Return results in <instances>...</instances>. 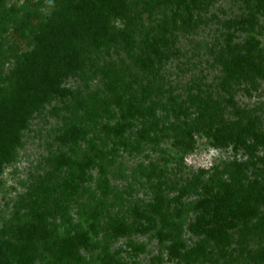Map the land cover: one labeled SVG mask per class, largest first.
<instances>
[{"label":"trees","instance_id":"obj_1","mask_svg":"<svg viewBox=\"0 0 264 264\" xmlns=\"http://www.w3.org/2000/svg\"><path fill=\"white\" fill-rule=\"evenodd\" d=\"M215 1L219 0H27L23 5L7 7L5 0H0V176L6 167L19 160L31 121L53 102L63 108L73 102L86 115L93 113V118L116 120L114 126L105 125L107 131L113 130V157L108 164L100 163L99 181L88 180L87 172L96 164L91 153L100 159L104 150L93 143L89 156L75 160L70 153L76 152L82 142H92L90 131L83 121L63 125L55 140L61 145L59 149L67 151L52 157L55 169L60 172L56 180L53 177L55 186L49 185L48 193L15 212L10 238L5 247H0V264H129L121 256L122 251H113L112 247L114 241L129 236L130 228L126 220L108 215L119 204L107 178L108 169L111 166L117 172L122 167L115 159L121 146L132 143L130 134L137 122L142 124V139L149 134L148 126L153 127L151 121L159 119L160 132L169 128L158 113L164 110L163 95L176 104L175 113L185 123L196 111L204 119V113L200 112V109L207 112L203 101L190 88L175 98L172 85L162 82L160 66L178 53L174 46L179 36L192 34L206 23L195 9L201 10ZM241 1L247 4L250 14L220 24L224 47L218 57L224 60L222 72L227 80L262 71L257 61L259 43L255 39L245 44L236 41L255 17L252 11L264 8V0ZM168 10L174 12L171 17L157 21L158 14L164 17ZM116 20L124 22L123 30L117 31ZM113 32L114 37L125 40L136 64L133 68H113L100 62ZM109 70L105 85L111 88L110 95L98 109H95L98 96L89 99L80 87H65L69 79H78L87 87L96 76ZM114 108L120 111L119 115ZM250 127L228 133L218 129L209 140L220 146L232 143L236 151H250L249 140H253L254 149L264 148V136L256 125ZM105 147L110 145L107 143ZM85 181L96 183L98 190H86ZM84 196H88L86 202L81 203L75 217L71 216V205L80 204ZM262 207L264 185L258 180L228 185L216 193L176 205L160 215L159 222L142 226L137 233L148 236L150 243L156 240L168 252L169 259L178 260L187 248L186 228L224 242L229 232L243 222L259 219ZM107 216L109 220L104 223ZM130 246L140 253L146 252L144 244Z\"/></svg>","mask_w":264,"mask_h":264},{"label":"rangeland","instance_id":"obj_2","mask_svg":"<svg viewBox=\"0 0 264 264\" xmlns=\"http://www.w3.org/2000/svg\"><path fill=\"white\" fill-rule=\"evenodd\" d=\"M26 1L5 0L4 5H23ZM172 13V10H168L164 17L158 14L156 19L163 20L167 16L171 17ZM195 13L205 18L203 21L206 23L200 24L192 34L179 36L174 46L178 53L160 67L163 68L162 82L172 85L175 98L184 95L190 88L189 91H193L195 97L203 101V108L207 112L199 108L205 115L204 119L201 120L200 113L196 111L191 120L185 123L184 118H178L175 113L176 104L163 93L164 110L158 113L162 120L169 123V128L161 129L160 132L159 119L151 121L153 127L148 126L149 134L144 137L146 139H142V124L137 122L130 134L132 143L128 147H120L115 160L122 167L119 166L117 173L109 166L107 175L113 192L117 193L116 201L119 204L108 215L112 219L129 222L130 234L114 241L113 251H122L121 256L129 264H264V207L261 208L259 219L248 224L243 222L241 228L229 232L224 242L186 228L184 237L187 248L178 260L169 259L168 252L156 240L150 243L148 236L137 233L140 227L159 222L160 215L162 217L180 203L195 201L228 185L254 180L264 185V148L254 149L253 140H249L247 144L251 147L250 151H236L232 143L220 146L213 139L209 140L218 129L228 133L237 128L250 130L251 125H256L264 136V8L258 7L252 11L255 17L239 33L236 41L245 44L247 40L255 39V43H259L257 61L262 71L253 72V75H235L229 80L222 72L224 60L218 57L221 47H224L220 24L221 21L240 20L242 15L250 14L247 4L241 0H219L202 6L201 10L195 9ZM114 24L117 31L124 29V22L116 20ZM22 47L26 48L25 44ZM130 54L125 40L114 37L113 32V38L106 43L100 62L113 68H133L136 64ZM110 74V70L99 74L87 83V87L78 79H69L65 87H80L88 94L86 98L98 96L95 107L98 109L110 95L111 88L105 85ZM64 107L53 102L46 106L43 114L31 121L19 160L6 167L0 176V247H5V242L10 238L11 220L18 208L27 207L40 199L49 192L46 189L49 185L53 188V177L56 180L60 172L55 169L52 157L67 151L66 148L59 149L61 145L56 142L55 135L63 131L65 123L83 121L90 131L92 142H82L81 147L75 149L76 152L70 153L75 160L89 156L93 143L104 150L100 159L94 152L91 153L96 164L88 170V180L99 181L100 163L112 161L111 140L114 134L113 130L107 131L105 125L114 126L116 120L93 118V113L86 115L73 102H68ZM113 110L120 114L117 108ZM135 140L142 143H133ZM107 143L109 148L105 147ZM84 184L86 190H98L96 183L89 181ZM87 198L84 196L80 198V204L71 205V216L75 217L81 203H85ZM22 201L25 204L21 205ZM108 220L107 216L103 222ZM135 243L146 245V252L133 250L130 244Z\"/></svg>","mask_w":264,"mask_h":264}]
</instances>
